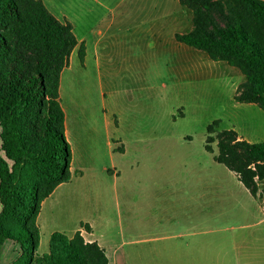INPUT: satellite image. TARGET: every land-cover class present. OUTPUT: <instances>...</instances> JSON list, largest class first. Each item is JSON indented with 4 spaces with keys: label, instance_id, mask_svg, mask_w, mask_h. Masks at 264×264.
<instances>
[{
    "label": "rangeland",
    "instance_id": "obj_1",
    "mask_svg": "<svg viewBox=\"0 0 264 264\" xmlns=\"http://www.w3.org/2000/svg\"><path fill=\"white\" fill-rule=\"evenodd\" d=\"M42 1L90 45L85 65L75 49L64 70L62 105L73 169L83 171L85 183L98 188L100 207L83 199L74 186L63 188L44 208L38 253H49L54 232L73 236L77 222L87 219L95 220L99 234L112 235L120 264H239L234 249L244 242L240 235L264 234V203L215 156L223 130L264 140V111L236 101L246 77L179 44L173 32L161 37L124 27L99 65L90 30L107 12L97 0ZM188 11L181 17L185 23L193 15ZM215 121L220 123L210 136L214 152L209 153L207 128ZM97 209L106 220L98 221ZM247 242L264 251V235ZM175 248L183 251L181 256L171 254ZM20 254L19 246L8 242L0 264H11ZM260 258L264 264V254Z\"/></svg>",
    "mask_w": 264,
    "mask_h": 264
},
{
    "label": "trees",
    "instance_id": "obj_2",
    "mask_svg": "<svg viewBox=\"0 0 264 264\" xmlns=\"http://www.w3.org/2000/svg\"><path fill=\"white\" fill-rule=\"evenodd\" d=\"M193 13V30L176 34L184 45L246 77L236 101L264 111V0H179ZM79 46L72 24L41 0H0V258L8 242L21 254L11 264H110L98 243L56 232L41 255L42 204L72 179V148L65 135L60 83ZM86 47H79L84 62ZM215 121L207 128L213 153ZM215 161L234 172L258 198L264 180V142L249 143L235 130L217 137Z\"/></svg>",
    "mask_w": 264,
    "mask_h": 264
},
{
    "label": "crops",
    "instance_id": "obj_3",
    "mask_svg": "<svg viewBox=\"0 0 264 264\" xmlns=\"http://www.w3.org/2000/svg\"><path fill=\"white\" fill-rule=\"evenodd\" d=\"M102 1L103 0H97V4L103 10H105L107 12V15L101 17L90 30V32L92 34V38H93L92 49L94 52V57H95L96 63L99 65L102 62V59H104V57H105L104 52L106 50L110 49V46L117 45V43H118L117 41H119L118 37H119V33L121 32L120 31L121 27H124L123 31L127 30L128 32L131 31L132 29H134V31L135 30L140 31V32L144 31L145 33L147 31L148 32L152 31V32L159 33L161 35V37L163 36V33H166V32L172 33L173 32L174 34L172 37L175 38L176 34H186L183 32L188 31V29L190 28L191 22L193 21V15L191 16L190 21H188L186 23L181 19L182 15L187 14L189 11H188V9L183 8L181 6L179 0H120V2L118 4L115 3L116 0H107V1H112V2L114 1L111 5L105 4ZM190 15H191V13H190ZM65 19H66L65 22L70 23V21L66 17H65ZM72 26H73V24H72ZM193 27H194V25H193ZM193 27H192V29L190 28L191 30H189V32H191L193 30ZM73 29H74V26H73ZM189 32H187V33H189ZM74 34H75V36L79 42V46L76 49L79 50V47L82 44H84L86 47V56L84 59L85 62H83L85 65L88 54H89V46L90 45H88V40H87L86 36L80 39L79 37H77L75 29H74ZM175 40H176V38H175ZM179 44H181V43H179ZM182 45H184V44H182ZM185 46H187V45H185ZM74 51H73L71 57L73 56ZM187 52H183V53H186L188 56H192L193 58L195 57L192 53H187ZM186 54H184V55H186ZM106 57L108 58L109 62L113 61V57L109 53H108V55H106ZM70 61H71V58H70ZM66 69H69V68H66ZM63 73H64V71H63ZM63 73L61 76V83H60L61 105H62V98H63V96H62ZM62 108H63V111L65 113V134H66L67 133V126H68V114H67V109L65 107H63V105H62ZM236 132L238 133V135L241 139L246 140L249 143H263L264 142V140H260V141L254 140L252 135L245 136L244 134H241L237 130H236ZM125 153L126 152H124V154ZM72 154H73V151H72ZM73 163H74V159H72V164H71V171H72L71 181L68 183H64V184L60 185L54 191V193L47 200H45L42 204V209H41V212H40V215L38 218V225H39V228L41 230V233H42V227L40 224V219L44 213V208L47 206V204H50V202L55 201V199L58 197V194L65 187L74 186L76 189V193L78 191L81 192L83 199L87 200V202L90 199L92 206H94L96 208L100 207L99 203H98V195H97L98 188L92 183V181L90 182V186L88 185V183H85V178H86L85 173L81 170H74L73 169ZM116 174H117V172H116ZM90 177L94 178L96 176L91 175ZM258 186H259L258 198H261L262 202L264 203V180L259 181ZM90 192H91V195L88 194ZM206 204H208V203L203 202V205L205 207H206ZM191 208L194 209V206L191 205ZM100 212L101 211H99V209L96 210V215H97L96 217L98 218L99 222L106 220L105 219L106 215L101 214ZM104 224H106L105 221H104ZM96 225L97 224L95 223V220L91 221V220L86 219L84 221H79L76 224V228L74 230L73 236L77 232L80 231L86 242H89V243L96 242L99 244V246H101L106 251L107 257L110 260V264H120L121 260L118 257V254H119L118 249L115 248V246L112 243V241H113L112 235L109 234L107 236V234L106 235L99 234L97 232V226ZM85 227H87V229ZM192 227H198L199 228V227H201V224L194 225ZM54 233H56V232H54ZM199 235L204 236L206 234L200 233ZM261 235H264V234L257 235L256 233H251V234L240 235L241 237L239 239L240 240L243 239L244 242H241L240 244H239V242H237L235 244L236 247L234 249V257H235L236 263L239 262V264H243L244 262H247L250 264H260V262H261L260 255L264 254V251H261V249H256V248L250 247L247 241H253L254 239H256L257 236H261ZM73 236H69V237H73ZM41 239H42V236H41ZM197 251H201V250H197ZM182 252H183L182 250L176 249V248L171 250V254L173 256H176V255L181 256ZM192 252H193L192 249L187 250L188 255H190ZM125 264H128V263L125 262Z\"/></svg>",
    "mask_w": 264,
    "mask_h": 264
}]
</instances>
